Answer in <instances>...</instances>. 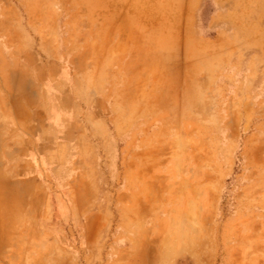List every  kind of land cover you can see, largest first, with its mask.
Instances as JSON below:
<instances>
[{
    "label": "rangeland",
    "instance_id": "1",
    "mask_svg": "<svg viewBox=\"0 0 264 264\" xmlns=\"http://www.w3.org/2000/svg\"><path fill=\"white\" fill-rule=\"evenodd\" d=\"M0 264H264V0H0Z\"/></svg>",
    "mask_w": 264,
    "mask_h": 264
},
{
    "label": "crops",
    "instance_id": "2",
    "mask_svg": "<svg viewBox=\"0 0 264 264\" xmlns=\"http://www.w3.org/2000/svg\"><path fill=\"white\" fill-rule=\"evenodd\" d=\"M57 111V109L55 110V112ZM74 117V116H73ZM60 121H62V115L60 114V119H59Z\"/></svg>",
    "mask_w": 264,
    "mask_h": 264
}]
</instances>
